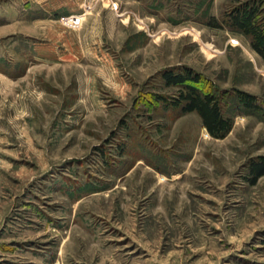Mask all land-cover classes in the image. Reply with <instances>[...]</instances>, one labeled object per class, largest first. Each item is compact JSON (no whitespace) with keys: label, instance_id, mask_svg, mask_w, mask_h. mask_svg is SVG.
Wrapping results in <instances>:
<instances>
[{"label":"rangeland","instance_id":"rangeland-1","mask_svg":"<svg viewBox=\"0 0 264 264\" xmlns=\"http://www.w3.org/2000/svg\"><path fill=\"white\" fill-rule=\"evenodd\" d=\"M254 1L0 0V264H264V58L225 23ZM181 67L224 138L172 106Z\"/></svg>","mask_w":264,"mask_h":264},{"label":"trees","instance_id":"trees-1","mask_svg":"<svg viewBox=\"0 0 264 264\" xmlns=\"http://www.w3.org/2000/svg\"><path fill=\"white\" fill-rule=\"evenodd\" d=\"M256 1L244 3L229 13L225 21L233 30L239 31L250 38L251 47L264 58V29H258V22L262 9ZM212 27H220L217 22L211 23ZM161 79L166 86L179 89L178 97L171 101L174 108L183 113L195 112L201 124L214 138H224L231 128V121L222 111V97L217 90L203 80L202 76L187 67L165 69L161 72ZM165 103L167 99L159 96ZM158 100V101H159ZM246 105L256 107L255 103L246 100ZM250 184L264 175V163L251 162L249 167Z\"/></svg>","mask_w":264,"mask_h":264},{"label":"built area","instance_id":"built-area-1","mask_svg":"<svg viewBox=\"0 0 264 264\" xmlns=\"http://www.w3.org/2000/svg\"><path fill=\"white\" fill-rule=\"evenodd\" d=\"M113 9L117 10L118 6L116 3H113ZM84 15H85V11H83L82 13H78V14H70L68 16H65L61 19V22L63 24L64 27H66L67 29H79L83 23V19H84Z\"/></svg>","mask_w":264,"mask_h":264}]
</instances>
